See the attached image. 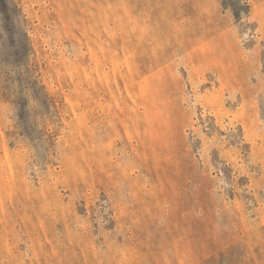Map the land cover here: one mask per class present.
Instances as JSON below:
<instances>
[{"label":"rangeland","instance_id":"rangeland-1","mask_svg":"<svg viewBox=\"0 0 264 264\" xmlns=\"http://www.w3.org/2000/svg\"><path fill=\"white\" fill-rule=\"evenodd\" d=\"M0 264H264V0H0Z\"/></svg>","mask_w":264,"mask_h":264}]
</instances>
